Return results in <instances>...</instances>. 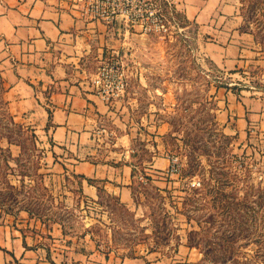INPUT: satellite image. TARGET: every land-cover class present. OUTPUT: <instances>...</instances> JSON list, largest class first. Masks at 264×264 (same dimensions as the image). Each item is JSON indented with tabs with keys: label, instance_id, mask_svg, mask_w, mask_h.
Here are the masks:
<instances>
[{
	"label": "rangeland",
	"instance_id": "obj_1",
	"mask_svg": "<svg viewBox=\"0 0 264 264\" xmlns=\"http://www.w3.org/2000/svg\"><path fill=\"white\" fill-rule=\"evenodd\" d=\"M231 1L239 29L253 41L244 62L227 70L203 50L214 36L201 35L174 4L130 0L150 30L130 27L125 47L107 58L128 76L114 102L132 122L138 162L131 204L102 188L92 201L79 182L49 179L43 134L8 113L0 75V214L24 210L45 219L49 239V229L64 221L66 246H56L64 256L52 264H106L104 255L173 263L189 254L196 264H264V134L240 138L217 118L219 89L264 96V0ZM119 2L125 9L126 0ZM158 155L177 157L179 173L154 172L148 161Z\"/></svg>",
	"mask_w": 264,
	"mask_h": 264
},
{
	"label": "crops",
	"instance_id": "obj_2",
	"mask_svg": "<svg viewBox=\"0 0 264 264\" xmlns=\"http://www.w3.org/2000/svg\"><path fill=\"white\" fill-rule=\"evenodd\" d=\"M173 1L201 35L214 36L202 47L215 66L233 70L244 62L253 38L239 29L233 1ZM68 3L0 0V75L6 108L15 121L42 132L47 165L54 171L49 179L79 182L81 196L92 201L99 199L102 188L131 204L138 161L132 153L130 113L119 108L120 101L107 103L91 81L103 59L125 47L132 30L119 18L86 20ZM217 93V118L224 131L240 138L249 132L264 134V96L230 88ZM148 162L160 174L169 167L170 158L158 155ZM43 222L47 221L24 210L0 214V264L58 263L56 257L62 259L64 250L56 246L62 241L66 246L64 221H56L53 232L49 229L51 239L45 236ZM103 258L106 264H196L190 254L173 263L150 256Z\"/></svg>",
	"mask_w": 264,
	"mask_h": 264
},
{
	"label": "built area",
	"instance_id": "obj_3",
	"mask_svg": "<svg viewBox=\"0 0 264 264\" xmlns=\"http://www.w3.org/2000/svg\"><path fill=\"white\" fill-rule=\"evenodd\" d=\"M166 1L174 4L173 0ZM121 3L119 0H69L68 5L76 10L80 17L86 20L112 22L119 18L127 28L140 25L142 26L141 30L144 32L150 30L145 23L143 25V15L133 9L130 0L123 2L125 9ZM150 15H158V13L150 12ZM91 83L94 91L107 103L112 104L124 94L128 84V76L118 60L106 58L98 66ZM169 158L170 164L166 172L170 176L177 175L180 170L178 158L174 156H169ZM200 184L199 180H193L191 182L193 187L199 186Z\"/></svg>",
	"mask_w": 264,
	"mask_h": 264
},
{
	"label": "trees",
	"instance_id": "obj_4",
	"mask_svg": "<svg viewBox=\"0 0 264 264\" xmlns=\"http://www.w3.org/2000/svg\"><path fill=\"white\" fill-rule=\"evenodd\" d=\"M50 115H51V114L49 113V116H50ZM133 175H134V172H133ZM88 181H89L90 183H93V182H94L92 179H89ZM262 261H263V263H264V257H263Z\"/></svg>",
	"mask_w": 264,
	"mask_h": 264
}]
</instances>
